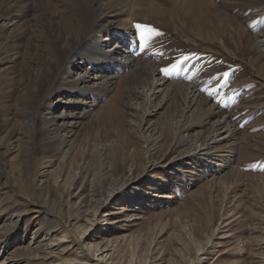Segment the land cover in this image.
<instances>
[{
  "label": "rangeland",
  "instance_id": "rangeland-1",
  "mask_svg": "<svg viewBox=\"0 0 264 264\" xmlns=\"http://www.w3.org/2000/svg\"><path fill=\"white\" fill-rule=\"evenodd\" d=\"M66 1L0 0V264H264V0Z\"/></svg>",
  "mask_w": 264,
  "mask_h": 264
},
{
  "label": "bare ground",
  "instance_id": "bare-ground-1",
  "mask_svg": "<svg viewBox=\"0 0 264 264\" xmlns=\"http://www.w3.org/2000/svg\"><path fill=\"white\" fill-rule=\"evenodd\" d=\"M96 3L102 2L103 0H93ZM68 4L71 6H74L76 11L79 13V15L82 14V7H81V0H67L66 1ZM129 0H122V4H127ZM84 10V9H83ZM108 10V9H107ZM102 19V18H101ZM103 20V19H102ZM42 29V28H41ZM49 31V30H48ZM41 33V32H40ZM106 36H111V31H107ZM125 34V33H124ZM50 39V44L52 46V49L55 51V64L52 65L51 67V72H48L47 70L43 71L40 79L41 81L39 82V88H38V94H42L46 91L48 92H53V91H58L62 88L63 84L59 83L58 86H47V78L51 77V74L56 72L57 69L64 68L68 65L69 63L72 62L77 57H80L82 60H86L87 56L89 57H97L98 59H101L102 61H110L109 56L107 55L106 52H102L98 50V48L95 46V41L93 39L91 40H85V38L81 37L80 38V43H73L68 41V47H62L58 42H54L51 35H46ZM122 36V35H121ZM118 37V36H117ZM48 39V38H47ZM98 40V39H97ZM110 41V40H109ZM123 41V40H122ZM131 44H133V39L131 38ZM54 58V57H53ZM76 60V59H75ZM95 62V61H92ZM104 64V63H103ZM69 68V67H68ZM64 74V73H63ZM49 79V78H48ZM50 82V81H49ZM64 87V86H63ZM41 96V95H40ZM61 129L57 128L54 130L53 134L59 133ZM51 131L49 132L46 129H42V141H45V145H50L51 147L57 146V149H61L63 142H54L52 138H50Z\"/></svg>",
  "mask_w": 264,
  "mask_h": 264
},
{
  "label": "snow or ice",
  "instance_id": "snow-or-ice-1",
  "mask_svg": "<svg viewBox=\"0 0 264 264\" xmlns=\"http://www.w3.org/2000/svg\"><path fill=\"white\" fill-rule=\"evenodd\" d=\"M137 28H141V26L140 25H137ZM145 31H147V32H149V33H152V32H154L155 30L154 29H151V28H146V29H141V39H143L144 37H143V32H145ZM173 67H176V65H173ZM162 72L165 74V75H170V73H171V69H169V68H164V69H162Z\"/></svg>",
  "mask_w": 264,
  "mask_h": 264
}]
</instances>
